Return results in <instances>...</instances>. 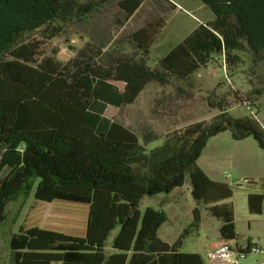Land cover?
Wrapping results in <instances>:
<instances>
[{"label":"trees","instance_id":"1","mask_svg":"<svg viewBox=\"0 0 264 264\" xmlns=\"http://www.w3.org/2000/svg\"><path fill=\"white\" fill-rule=\"evenodd\" d=\"M112 1L0 0V55L11 50L14 57L0 60V225L8 204L36 183L39 201L89 205L85 236L40 227L13 234L15 264H204L201 254L183 250L186 239L200 231L199 207L174 243L158 233L168 220L165 210H140L144 198L181 187L187 172L197 204L209 206L221 222V239L238 238L233 186L212 180L197 162L210 138L228 130L236 140L254 137L264 150L260 120L232 116L230 102L222 96L206 101L198 96L220 111L216 118L192 123L149 151L146 146L160 136L147 116L139 111L141 122L133 125L120 112L141 105L155 85L161 89L157 104L184 107L193 98L194 74L215 53L225 51L226 59L235 63L241 58H232L234 50L263 52L264 0H202L215 18L199 23L160 59L158 68L145 59L137 62L138 72L127 85L118 63L108 69L97 66L89 47L66 64L32 63V52L21 45L26 36L39 30L56 36ZM118 1L127 19L143 3ZM155 1L165 14L178 8L171 0ZM158 24L149 21L131 35L138 48L151 47ZM248 205L250 213L264 215V193H250ZM116 229L108 255L106 243Z\"/></svg>","mask_w":264,"mask_h":264},{"label":"rangeland","instance_id":"2","mask_svg":"<svg viewBox=\"0 0 264 264\" xmlns=\"http://www.w3.org/2000/svg\"><path fill=\"white\" fill-rule=\"evenodd\" d=\"M171 1L176 3L178 8L165 14L155 0H142L140 9L127 19L119 1L113 0L88 18L69 23L56 36L39 30L26 36L21 45L32 52V63L39 66L57 62L66 64L81 50L89 47L92 62L97 66L108 69L118 63L117 69L127 85L138 72L137 62L145 59L152 69L158 68L160 59L184 41L199 23L211 21L215 17L212 9L202 0ZM153 20H159L162 26L156 25L158 33L153 44L147 50L138 48L131 35ZM231 56L241 58V62H230L226 59L225 51L217 52L207 67L194 74L193 98L184 107H174L169 101L157 104L155 97L160 95L161 89L155 85L150 88L141 105L121 110L120 114L125 115L128 123L138 125V122H141L138 114L142 111L154 126L160 137L146 146L149 151L162 145L168 135L182 132L192 123L212 122L220 111L205 103L210 97L226 98L230 102L228 112L232 116H253L264 126V51L256 55L251 49L234 50ZM12 59L14 57L11 50L0 55L2 61ZM166 92L169 93V89ZM198 96H202L205 101L198 100ZM223 179L232 182L235 191L233 200L237 209V239L244 241L249 236H254L260 239L264 247L263 216L253 215L248 210V191L255 186H238L237 180L234 181L235 176L231 175L224 174ZM258 184L260 183L256 185ZM36 185L37 183L28 192L22 191L7 206V218L0 225V264H15L10 249L11 237L28 228L40 227L70 235H86L89 205L65 200L39 201L35 197ZM258 188H261V184ZM168 195L162 192L144 198L140 205L141 212L144 213L147 207L165 210L169 221L160 228L159 236L165 241L175 242L178 233L183 232V228L192 222L194 209L199 207V234L190 235L183 249L197 251L201 254L204 264H212L206 252L211 246L219 243L221 222L210 215L206 205H198L195 201L189 172L186 173L181 189L170 198ZM118 231L119 229L114 230L106 243L108 255L113 253V239ZM257 259L264 260V254L251 255L246 263L253 264Z\"/></svg>","mask_w":264,"mask_h":264},{"label":"crops","instance_id":"3","mask_svg":"<svg viewBox=\"0 0 264 264\" xmlns=\"http://www.w3.org/2000/svg\"><path fill=\"white\" fill-rule=\"evenodd\" d=\"M197 164L202 170H204V172L212 180L223 181V182H227L232 185V182L224 181L223 179L224 174H226L227 176L231 175V176H235L234 181L237 180L238 186H241V187H244L247 184L248 179L252 180V184H250V186H255V188H252L250 191H248V196L250 193H264V186H263V183H264V150L260 147L259 142L255 140L254 137H247L243 140H236L233 137V134L230 130L219 133L216 136L210 138V140L208 141V144L206 145V147L204 148L202 152V155L198 159ZM255 182L256 183L259 182L261 184L260 189L258 188L260 184L256 185L254 184ZM179 189H181V187H179L178 189L170 193L168 195L169 198L172 197L173 194L176 193ZM233 198H234V195L231 200L234 202L235 221L237 225V215H236L237 209H236V204ZM207 207L209 208V206ZM248 210H249V205H248ZM259 216H263V219H264V215H259ZM167 221H169V215H168ZM184 229L185 227L183 228V230ZM182 233H183L182 231L179 232L177 235V238H179V236ZM198 234L199 232L195 233V235H198ZM253 237L254 236H249L245 240L253 238ZM222 241L223 240L220 237L219 243H217L215 246H211L209 249L218 246L219 244L222 243ZM170 243H174V242H170ZM184 251L198 253L195 250L194 251L184 250ZM246 260H245V263H246ZM256 262L264 263V260L259 261L257 259ZM256 262H254L253 264H255Z\"/></svg>","mask_w":264,"mask_h":264},{"label":"built area","instance_id":"4","mask_svg":"<svg viewBox=\"0 0 264 264\" xmlns=\"http://www.w3.org/2000/svg\"><path fill=\"white\" fill-rule=\"evenodd\" d=\"M207 257L212 264H246L251 255L264 254V247L258 238L247 240L222 241L218 246L207 250ZM255 264H264L256 262Z\"/></svg>","mask_w":264,"mask_h":264},{"label":"water","instance_id":"5","mask_svg":"<svg viewBox=\"0 0 264 264\" xmlns=\"http://www.w3.org/2000/svg\"><path fill=\"white\" fill-rule=\"evenodd\" d=\"M25 169V167L24 166H22L21 168H19L18 170H17V172L15 173V176H17L21 171H23Z\"/></svg>","mask_w":264,"mask_h":264}]
</instances>
